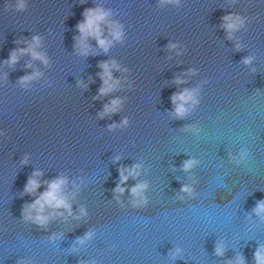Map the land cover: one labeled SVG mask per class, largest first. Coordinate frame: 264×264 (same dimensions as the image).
<instances>
[{
    "label": "water",
    "instance_id": "obj_1",
    "mask_svg": "<svg viewBox=\"0 0 264 264\" xmlns=\"http://www.w3.org/2000/svg\"><path fill=\"white\" fill-rule=\"evenodd\" d=\"M20 3L0 0V264H257L264 0ZM96 7L122 38L101 22L112 43L90 35L85 53L78 24ZM230 15L243 20L231 33ZM33 45L47 62L21 51ZM113 61L119 83L102 93ZM185 89L196 102L181 117L173 96ZM60 177L71 212L46 207L40 225L25 210Z\"/></svg>",
    "mask_w": 264,
    "mask_h": 264
},
{
    "label": "clouds",
    "instance_id": "obj_2",
    "mask_svg": "<svg viewBox=\"0 0 264 264\" xmlns=\"http://www.w3.org/2000/svg\"><path fill=\"white\" fill-rule=\"evenodd\" d=\"M20 8L24 7L23 4V0H21V3L18 5ZM110 15L109 12L105 11L103 8L101 7H96L94 9L90 8V9H86L85 10V21L81 22L80 24H78V28L80 29V31L83 33V37L81 38V44L84 46L83 50L85 53H87V44L85 43V39L88 36H93L98 40V43L101 47H103L105 50L108 49L109 45L112 43V41L107 40L103 37V29L101 27V22H108L112 25V35L115 39H121L122 38V32L120 30L121 26L118 23L115 22H111V21H106V18ZM226 21H229L225 26L226 28L229 30V32L231 33L232 30L236 29L240 24L243 23V20L239 17L236 16L235 18H233V16H227L225 17ZM34 40L36 42V44L38 45L40 42V37H34ZM21 51H31L32 55L34 57L40 58V59H44L45 62L46 58L43 56L42 53H39L35 50V45H33L31 48L29 49H21ZM18 57L16 52H13V54L10 57V60L12 63H15L17 61ZM251 57H248L245 59V63H250L251 62ZM102 67L104 68V72H103V78H104V87L101 88V92L102 93H107L108 91H110L111 89H113L116 84L119 83V81H116L115 83H110V81L112 80V73H111V68L112 67H119V65H117L115 63V61L111 62V64L109 63H104L102 64ZM36 75H39V73H37ZM28 79H32V77H23L22 80H28ZM179 82V80H178ZM195 91L194 89L189 90V89H185L183 92L181 93H176L173 96V102L176 104V113L179 116H184L185 113L188 111V108L186 107V104L188 102H193L195 103ZM119 103L118 100H113L112 102V107H108L106 106V110L107 111H114L115 110V105H117ZM127 121H125L126 123ZM195 160H188L185 162L184 164V168L185 169H189L193 166V164L195 163ZM140 165L137 164L135 165L133 168L129 169V174H137L136 173V169L139 168ZM40 175L39 172L34 173V176H38ZM123 180L126 181L128 179V176H124L123 172L121 173ZM67 183V179L65 177H60L57 179L52 180L49 184H48V189L46 191H44L38 199L35 200L34 203H32L26 210V214L29 218L34 219V221L40 225H44L48 222V220L50 219L49 215H45V209L46 207L53 209L52 215H63V213H57L55 210L56 209H60V208H66L69 210V212H71V204L68 201V197L67 195L64 193V185ZM147 185L146 184H138L136 187H134L132 189L133 193L135 195H140L142 189H144ZM39 187V181L36 180L35 178H31L29 180L28 185L26 186V191L28 192H33L35 191L37 188ZM118 190L123 192L124 189L122 187H120L119 185L117 186ZM183 191H188L191 192V189L185 185L183 188ZM32 209H35L37 212V215H35L34 217L31 215L32 213ZM255 211L257 212V214H261L264 213V201H260L256 208ZM88 235H91V233H89ZM82 242V241H81ZM179 251V250H177ZM218 254H223V247L222 246H218L216 249ZM255 258L257 261V264H264V246H260L256 253H255ZM237 264H245V259L243 256H239L237 257Z\"/></svg>",
    "mask_w": 264,
    "mask_h": 264
}]
</instances>
